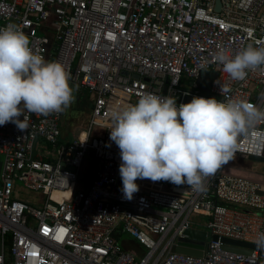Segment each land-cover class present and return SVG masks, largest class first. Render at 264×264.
Wrapping results in <instances>:
<instances>
[{
  "label": "built area",
  "instance_id": "built-area-1",
  "mask_svg": "<svg viewBox=\"0 0 264 264\" xmlns=\"http://www.w3.org/2000/svg\"><path fill=\"white\" fill-rule=\"evenodd\" d=\"M8 26L29 38L35 54L62 64L69 85L86 91L92 108L84 132L68 141L62 112H26L23 132L10 122L0 126V264L263 263L264 248L244 255L226 250L221 239L257 246L264 233V174L252 180L224 173L223 165L200 191L137 179L139 191L129 201L110 132L113 113L144 93L173 97L177 106L204 97L264 111V66L234 81L215 60L220 51L234 57L249 45L264 47V0H0V28ZM206 71L213 79L201 80L209 88L203 92L197 81ZM37 141L48 154L35 153ZM237 143L232 160L254 157L264 164V120ZM90 158L94 178L76 189ZM15 181L42 194L41 206L13 198ZM187 230L204 232L202 243ZM122 236L143 253L126 250L117 240ZM180 240L201 255L172 252Z\"/></svg>",
  "mask_w": 264,
  "mask_h": 264
},
{
  "label": "clouds",
  "instance_id": "clouds-1",
  "mask_svg": "<svg viewBox=\"0 0 264 264\" xmlns=\"http://www.w3.org/2000/svg\"><path fill=\"white\" fill-rule=\"evenodd\" d=\"M215 60L232 80L243 81L248 70L264 66V47L249 45L234 57L220 51ZM69 78L62 64L35 54L22 31L0 28V126L10 122L23 132L26 112L64 111L74 100ZM260 120L264 111L243 101L193 97L177 106L173 97L142 94L137 104L113 113L110 140L120 150L123 198L131 201L139 191L137 179L202 190L233 159L238 136ZM254 242L264 248V233Z\"/></svg>",
  "mask_w": 264,
  "mask_h": 264
},
{
  "label": "rangeland",
  "instance_id": "rangeland-1",
  "mask_svg": "<svg viewBox=\"0 0 264 264\" xmlns=\"http://www.w3.org/2000/svg\"><path fill=\"white\" fill-rule=\"evenodd\" d=\"M202 78L204 80H206L207 82H210L213 79V74L210 71H206L202 73ZM81 94V93H80ZM85 96H89L88 93L86 91H83L82 93ZM79 98V97H78ZM92 108V99L86 98V97H81L77 100V104H71L70 106V111L71 113L68 114V118L66 116H62V126L63 124H68L65 126H73L72 123H76L80 118H82L81 120H83L86 117V125L85 127H79L75 133H83L84 130L86 129V126L88 124V120L90 117V110ZM74 117V118H72ZM65 120V122L63 121ZM75 127V126H74ZM85 128V129H84ZM68 130V128H66ZM70 130V129H69ZM68 133L71 135L72 131H68ZM34 151L36 154H40V155H44V154H48L47 150H46V145L43 142L37 141L35 143V147H34ZM92 159L90 158V160H86L82 166L83 168H90L89 165H86L87 162H92ZM88 164V163H87ZM88 166V167H87ZM256 168L258 169L256 171ZM81 169V171H82ZM87 170V169H86ZM224 173H229V174H235V175H240V176H248L249 178H251L252 180H256L257 178H262L263 174H264V164H261L259 162H254V161H249V160H231L228 164H226L223 168ZM243 174V175H242ZM244 177V176H243ZM15 186L17 189V199L20 201H27V200H31V199H36L38 197V194H34L26 189H24L22 187V185L20 183H18L17 181H15ZM197 221H200V218H195ZM120 238L118 237L117 240H119ZM120 241V240H119ZM264 264V261L263 263Z\"/></svg>",
  "mask_w": 264,
  "mask_h": 264
},
{
  "label": "crops",
  "instance_id": "crops-1",
  "mask_svg": "<svg viewBox=\"0 0 264 264\" xmlns=\"http://www.w3.org/2000/svg\"><path fill=\"white\" fill-rule=\"evenodd\" d=\"M70 87L73 89V96H74V100L71 104H77V100L81 97H86V98H89V99H92L91 96H85L83 95L82 93L83 92H79L75 86L73 85H70ZM81 93V94H80ZM79 97V98H78ZM71 106V105H70ZM70 106L68 108H66L64 111H62V116L64 114V116H68L69 113H71L70 111ZM64 116H63V119H64ZM69 117V116H68ZM67 117V118H68ZM74 118V117H72ZM82 118H80L75 124H73L72 128L71 126H68L66 128H68V130L65 128L66 125L68 124H63L62 126V119H61V131H62V139L63 140H72L75 136L79 137V134L75 133V131L79 128V127H85L86 125V117L81 120ZM65 122V120H63ZM75 126V127H74ZM70 129V130H69ZM85 129V128H84ZM68 131H72L71 135L68 133ZM90 160V159H88ZM92 162H87L86 165H89L90 168H83L82 171L80 172V178H79V182L82 183L81 187L82 188H87V186L92 182L93 178H94V175H95V163H94V160H91ZM88 167V166H87ZM80 187V188H81ZM61 195L60 194H57L56 195V198H60ZM38 198L40 199L41 197L38 196ZM121 245L128 251H131V252H134L138 255L142 254L143 253V249L141 246H139V244L133 240L132 238H130L129 236H122L120 237L119 239ZM0 252H1V242H0Z\"/></svg>",
  "mask_w": 264,
  "mask_h": 264
},
{
  "label": "water",
  "instance_id": "water-1",
  "mask_svg": "<svg viewBox=\"0 0 264 264\" xmlns=\"http://www.w3.org/2000/svg\"><path fill=\"white\" fill-rule=\"evenodd\" d=\"M135 78L137 76H134ZM201 80H204L202 78V73H200L197 84L198 87L201 91L203 92H208L209 88L206 86H203L201 84ZM248 160L250 161H254V162H263V159H258V158H254V157H249ZM1 168V165H0ZM185 234L189 237H192L196 240L201 241L200 243H202V241L205 238V233L199 230H187L185 232ZM214 241H217L216 237H213ZM186 242H188L187 240H180L176 246H174L172 248V252H176V253H180V254H186V255H192V256H200L201 253L194 251L190 248H186ZM221 242H223L224 244H226L227 246H224V248L226 250H229L231 252H235V253H240V254H244V255H248L250 254L251 250H255L257 249V246L253 245V244H248V243H244V242H237V241H231V240H227V239H221Z\"/></svg>",
  "mask_w": 264,
  "mask_h": 264
},
{
  "label": "trees",
  "instance_id": "trees-1",
  "mask_svg": "<svg viewBox=\"0 0 264 264\" xmlns=\"http://www.w3.org/2000/svg\"><path fill=\"white\" fill-rule=\"evenodd\" d=\"M243 175V174H242ZM240 176V175H239ZM245 178H249L248 176H245L243 175ZM242 176V177H243ZM251 179V178H249ZM82 183L78 182V184L76 185V189H79L81 187ZM35 194V193H34ZM38 196H40L41 198L39 199L38 197L34 200V199H31V200H27V201H23L33 207H38V206H41V201L43 200V195L42 194H38ZM13 198H17V189H16V192L13 194Z\"/></svg>",
  "mask_w": 264,
  "mask_h": 264
},
{
  "label": "bare ground",
  "instance_id": "bare-ground-1",
  "mask_svg": "<svg viewBox=\"0 0 264 264\" xmlns=\"http://www.w3.org/2000/svg\"><path fill=\"white\" fill-rule=\"evenodd\" d=\"M57 194H58V193H54V197H56Z\"/></svg>",
  "mask_w": 264,
  "mask_h": 264
},
{
  "label": "snow or ice",
  "instance_id": "snow-or-ice-1",
  "mask_svg": "<svg viewBox=\"0 0 264 264\" xmlns=\"http://www.w3.org/2000/svg\"><path fill=\"white\" fill-rule=\"evenodd\" d=\"M63 231V230H62ZM59 238V237H58Z\"/></svg>",
  "mask_w": 264,
  "mask_h": 264
}]
</instances>
